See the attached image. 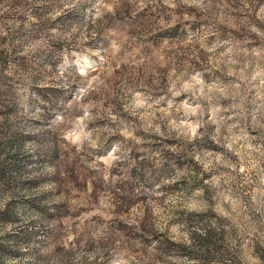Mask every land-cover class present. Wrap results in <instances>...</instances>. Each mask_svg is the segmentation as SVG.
<instances>
[{
  "label": "rangeland",
  "instance_id": "374dc122",
  "mask_svg": "<svg viewBox=\"0 0 264 264\" xmlns=\"http://www.w3.org/2000/svg\"><path fill=\"white\" fill-rule=\"evenodd\" d=\"M0 264H264V0H0Z\"/></svg>",
  "mask_w": 264,
  "mask_h": 264
}]
</instances>
